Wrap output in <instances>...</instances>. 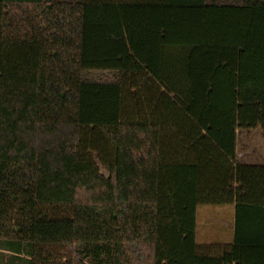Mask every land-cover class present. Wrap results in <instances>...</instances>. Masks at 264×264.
<instances>
[{
  "label": "trees",
  "instance_id": "obj_1",
  "mask_svg": "<svg viewBox=\"0 0 264 264\" xmlns=\"http://www.w3.org/2000/svg\"><path fill=\"white\" fill-rule=\"evenodd\" d=\"M259 128L264 0H0V264H264Z\"/></svg>",
  "mask_w": 264,
  "mask_h": 264
},
{
  "label": "rangeland",
  "instance_id": "obj_2",
  "mask_svg": "<svg viewBox=\"0 0 264 264\" xmlns=\"http://www.w3.org/2000/svg\"><path fill=\"white\" fill-rule=\"evenodd\" d=\"M238 153L240 160L264 162V137L261 129H238ZM234 208L232 206H199L197 211V241H230L233 232ZM218 227L225 229L221 233ZM213 234H211V232ZM209 232V233H208Z\"/></svg>",
  "mask_w": 264,
  "mask_h": 264
},
{
  "label": "crops",
  "instance_id": "obj_3",
  "mask_svg": "<svg viewBox=\"0 0 264 264\" xmlns=\"http://www.w3.org/2000/svg\"><path fill=\"white\" fill-rule=\"evenodd\" d=\"M240 156L241 155L238 153V157H240ZM241 161H245V160H241ZM257 162H259V161H257ZM260 163H264V162L260 161ZM227 206H231V205H227ZM232 207L234 208V206H232ZM218 229L220 230L221 233H224V231H225V229L223 227H218ZM209 232H211V231H209ZM211 234H213V232H211ZM233 235H234V232H232V239L230 241H223L222 239L221 240H217V239L214 240V239L210 238L209 241H204V242L201 241V244H211V243H215V244H218V243H220V244H229L233 240Z\"/></svg>",
  "mask_w": 264,
  "mask_h": 264
}]
</instances>
